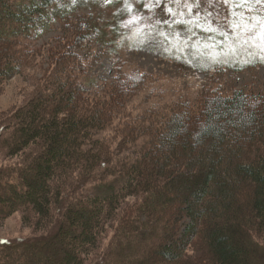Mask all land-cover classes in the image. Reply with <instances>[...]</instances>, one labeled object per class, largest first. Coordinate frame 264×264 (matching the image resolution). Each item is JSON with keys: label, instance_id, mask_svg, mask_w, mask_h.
<instances>
[{"label": "trees", "instance_id": "1", "mask_svg": "<svg viewBox=\"0 0 264 264\" xmlns=\"http://www.w3.org/2000/svg\"><path fill=\"white\" fill-rule=\"evenodd\" d=\"M70 4L0 0V84L30 63L43 74L25 105L0 113V188L11 194L0 218L25 209L44 232L1 238L0 264H264V93H210L110 135L148 77L119 70L88 87L104 23L73 21ZM52 19L65 33L38 48Z\"/></svg>", "mask_w": 264, "mask_h": 264}, {"label": "rangeland", "instance_id": "2", "mask_svg": "<svg viewBox=\"0 0 264 264\" xmlns=\"http://www.w3.org/2000/svg\"><path fill=\"white\" fill-rule=\"evenodd\" d=\"M70 8L73 21L94 16L104 23L95 60L82 75L88 87L97 90L104 79H111L119 70H138L148 77L130 96L110 135L116 136L130 119L145 127L163 123L182 102L200 101L210 93L231 94L239 89L264 93L262 0H71ZM50 22L49 28L40 26V32L35 33L32 43L38 48L56 45L55 39L65 33L63 22ZM42 75L36 62L23 74L3 81L0 113L25 105L36 93ZM87 98L96 99L92 95ZM1 159L17 162L22 158ZM1 187L0 195L11 198L7 184ZM101 189L91 185L87 192L93 196L102 193ZM25 216V209H21L1 217L0 239L44 234L26 223ZM112 234L103 247H108Z\"/></svg>", "mask_w": 264, "mask_h": 264}]
</instances>
